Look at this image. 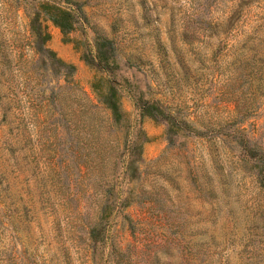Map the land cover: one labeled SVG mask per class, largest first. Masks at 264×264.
Segmentation results:
<instances>
[{
    "label": "rangeland",
    "instance_id": "374dc122",
    "mask_svg": "<svg viewBox=\"0 0 264 264\" xmlns=\"http://www.w3.org/2000/svg\"><path fill=\"white\" fill-rule=\"evenodd\" d=\"M0 264H264V0H0Z\"/></svg>",
    "mask_w": 264,
    "mask_h": 264
},
{
    "label": "trees",
    "instance_id": "16d2710c",
    "mask_svg": "<svg viewBox=\"0 0 264 264\" xmlns=\"http://www.w3.org/2000/svg\"><path fill=\"white\" fill-rule=\"evenodd\" d=\"M61 10V9H60ZM58 10V13H53L49 15V18L57 24L62 31H66L68 28L71 27V20L70 15L66 12H61ZM30 27L36 36V50L41 54H46L49 56L52 60H58L59 62H62L59 58L55 57L54 52L44 46V40L47 37V32L44 31L42 26L40 27V21L37 19V15H33L29 20ZM69 67L72 68V66L69 64Z\"/></svg>",
    "mask_w": 264,
    "mask_h": 264
}]
</instances>
